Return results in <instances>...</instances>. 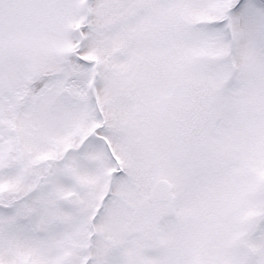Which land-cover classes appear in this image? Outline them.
<instances>
[{
	"label": "snow or ice",
	"instance_id": "snow-or-ice-1",
	"mask_svg": "<svg viewBox=\"0 0 264 264\" xmlns=\"http://www.w3.org/2000/svg\"><path fill=\"white\" fill-rule=\"evenodd\" d=\"M0 264H264V0H0Z\"/></svg>",
	"mask_w": 264,
	"mask_h": 264
}]
</instances>
